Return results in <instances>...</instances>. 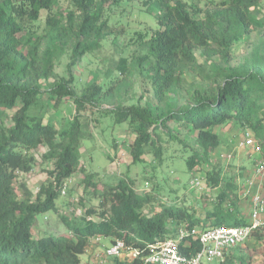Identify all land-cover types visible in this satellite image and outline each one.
I'll return each instance as SVG.
<instances>
[{
	"label": "trees",
	"instance_id": "obj_1",
	"mask_svg": "<svg viewBox=\"0 0 264 264\" xmlns=\"http://www.w3.org/2000/svg\"><path fill=\"white\" fill-rule=\"evenodd\" d=\"M58 2L0 0V264H84L81 255L97 236L111 244L122 239L140 250L133 261L116 256L113 264H140L151 244L176 237L180 226L247 223L240 216V186L234 175L223 171L222 158L205 172L215 192L202 212L185 199L155 201L128 173L115 182L87 170L81 152L82 142L93 136L87 116L109 98L115 82L106 88L98 82L86 83L76 90L73 67L98 46L103 24L98 27L95 0H70L65 11L54 9ZM159 2L161 29L151 40L147 60L154 107L121 105L109 114L116 123L128 125L134 136L133 163L144 164L150 154L163 165L172 141L185 152L178 157L192 171L213 160V153L225 142L218 127L228 124L252 131L264 159V64L257 60L228 63L232 44L254 27H264V12L257 13L264 11V0H221L200 17L192 15L181 0ZM43 10L47 16L41 25ZM92 35L96 38L89 41ZM212 46L226 64H214L208 83L190 91L186 103L166 101L182 72L196 66L195 50ZM64 56L69 57V77L56 72ZM68 99L74 101L76 111L70 119L56 121L52 108ZM42 149L46 177L34 188L28 174L39 164L37 151ZM75 175L83 186L72 209L75 215L59 213L69 233L36 229L38 214L59 212L62 188ZM70 190L71 186L67 193ZM250 237L262 243L264 264V227ZM201 247L192 236L180 241V250L188 256ZM234 248L226 250L223 264H251L239 254H228Z\"/></svg>",
	"mask_w": 264,
	"mask_h": 264
},
{
	"label": "rangeland",
	"instance_id": "obj_2",
	"mask_svg": "<svg viewBox=\"0 0 264 264\" xmlns=\"http://www.w3.org/2000/svg\"><path fill=\"white\" fill-rule=\"evenodd\" d=\"M167 0H164L166 2ZM184 6L194 16H203L208 8H213L214 2L221 0H181ZM99 17L98 27L102 29L98 35V46L85 53L80 62L73 67L76 90H80L84 84L98 82L105 88L114 83L113 90L108 99L101 102L99 107L89 111L87 116L88 127L91 128L92 137L82 142L81 152L83 163L87 170L98 172L104 180L117 181L128 173L135 185L154 196V200L165 202L175 201L176 198L185 199L186 202L197 207L200 211L210 202L208 198L214 195V189L208 186L205 172L211 169V164L222 158L223 171L228 175H234L240 186L242 197L241 205H245L247 182L254 179V173L248 170L254 168L262 155L255 152L250 146H241L239 143L244 138L245 132L240 131L234 124L218 127L220 135L228 134L226 142L216 153L213 160L188 168L184 159L178 156L184 154L178 144L169 142L168 158L163 165H158L150 154L142 163H133L130 145L134 136L128 125L116 123L109 116L111 109L132 104L150 105L154 107V89L150 84L152 72L148 64L150 43L156 32L161 29L157 20L161 5L159 0H95ZM174 2V0H172ZM70 6V0H59L54 9L65 11ZM263 10H257L262 16ZM47 11H42L40 24L44 25ZM253 28V27H252ZM96 35H92L89 41H93ZM196 66L187 67L180 75V81L173 90L167 92L165 100L181 105L188 101L190 91L194 88L206 85V78L211 73L214 64H226L225 59L217 51L216 46L209 48H197L195 50ZM257 60L264 64V27L257 26L245 37L232 44L228 63L238 65L247 61ZM69 57L64 56L57 64L56 72L59 76L69 77ZM124 66L125 72L122 70ZM53 80V79H51ZM218 80V79H216ZM217 82V81H215ZM208 83V81H207ZM214 84V82H209ZM75 103L68 99L58 107L52 108V114L56 121L62 117L70 119L75 112ZM10 112H13L12 110ZM47 120V119H46ZM88 128V129H89ZM252 149V151H251ZM42 150L37 151L39 164L36 169L28 174L29 182L36 185L46 177V164L42 162ZM220 154V155H219ZM231 157H228V155ZM223 155V156H222ZM173 156V157H171ZM211 163V164H210ZM153 165H158L157 169ZM253 176V177H252ZM200 177L202 184L195 187L192 181ZM79 176L75 175L71 184V190L62 195L58 202L59 212L49 211L40 213L36 217V226L46 227L50 230L68 234L66 224L60 216L64 212L72 217V209L77 207L78 197L82 194L83 186ZM254 192L248 197L252 199ZM90 204V203H89ZM244 210L240 207V211ZM199 211V212H200ZM111 245L108 239L100 236V241L93 240L92 246L81 255L84 264H113L115 257L106 256V249ZM261 242H256L249 237L243 244L235 247L228 254H239L251 264H262ZM124 257H127L125 254ZM123 259L122 256H120ZM223 259H209L204 257V264H223ZM239 264L238 261H236Z\"/></svg>",
	"mask_w": 264,
	"mask_h": 264
},
{
	"label": "built area",
	"instance_id": "obj_3",
	"mask_svg": "<svg viewBox=\"0 0 264 264\" xmlns=\"http://www.w3.org/2000/svg\"><path fill=\"white\" fill-rule=\"evenodd\" d=\"M241 146H250L252 149L261 154V146L252 131L247 130ZM228 157H231L229 154ZM254 175L259 176L264 181V159L257 160L254 166ZM200 177L195 178L192 184L198 187L202 184ZM73 182V177L69 178L63 188L62 194H66L68 188ZM249 187L246 195L252 193L251 188L254 185V179L247 182ZM81 212V210H79ZM264 227V195L256 191L250 200L249 219L245 224L239 225H213L206 228L194 227L188 229L180 226L176 237L168 238L157 244L150 245V252L142 257L140 264H204L203 258L223 259L226 250L243 244L258 228ZM187 236L198 239L201 243V250L192 256L184 254L180 250V241L186 240ZM96 241H100V236L95 237ZM127 257H124V255ZM106 256L120 257L133 261L140 257V250L128 245L124 240L118 239L106 249Z\"/></svg>",
	"mask_w": 264,
	"mask_h": 264
},
{
	"label": "crops",
	"instance_id": "obj_4",
	"mask_svg": "<svg viewBox=\"0 0 264 264\" xmlns=\"http://www.w3.org/2000/svg\"><path fill=\"white\" fill-rule=\"evenodd\" d=\"M227 135L228 134L221 135V137L223 138V140L225 142L227 141L226 140ZM243 139L240 141V143H239L240 145H241V142L243 141ZM251 151H252V149H251ZM247 171H249L250 173H254V168L251 169V170L247 169ZM256 191H259V192H261L264 195V181H262V179L259 176L254 175V185L251 188V192H256ZM246 197H247V199H245L244 202H245V205H247V206L244 207V205H241V207H243L244 210L240 211V216L241 217L243 216V218L248 221V219H249V211H250V203L248 201L249 195H246Z\"/></svg>",
	"mask_w": 264,
	"mask_h": 264
}]
</instances>
